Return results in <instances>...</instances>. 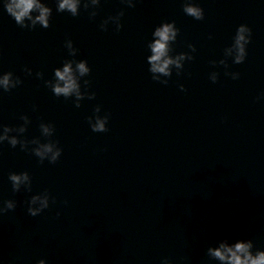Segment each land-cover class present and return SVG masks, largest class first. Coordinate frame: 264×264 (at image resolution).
Here are the masks:
<instances>
[{"label": "water", "instance_id": "1", "mask_svg": "<svg viewBox=\"0 0 264 264\" xmlns=\"http://www.w3.org/2000/svg\"><path fill=\"white\" fill-rule=\"evenodd\" d=\"M200 4L194 20L174 1L173 49L191 42L193 59L166 85L144 63L63 264H208L222 237L264 248V0ZM241 22L251 40L242 63L229 59L233 80L209 61Z\"/></svg>", "mask_w": 264, "mask_h": 264}, {"label": "clouds", "instance_id": "2", "mask_svg": "<svg viewBox=\"0 0 264 264\" xmlns=\"http://www.w3.org/2000/svg\"><path fill=\"white\" fill-rule=\"evenodd\" d=\"M52 2L56 12H66L75 17L79 15L81 9H86L88 18L93 20L103 0H52ZM135 2L136 0H119L121 5L129 8L133 7ZM180 7L185 15L194 20H201L204 17L200 0H180ZM0 8L12 18L15 24L28 29H32L36 25L47 28L52 14L49 0H0ZM123 14L124 8L121 7L114 13L101 18L97 27L104 31L111 25L114 31H119ZM178 33L179 28L173 20H161L152 27L150 38L144 44L146 70L150 74L151 80L162 85L168 83V78L173 73L179 76L185 62L191 61L193 53L196 51L191 42L185 45L187 51H174L173 44ZM250 40L251 28L249 25L244 22L236 24L230 43L222 49V54L217 59L210 60L209 63L222 66L225 76L233 80L237 79L239 73L229 70V59L233 65L242 63L247 55V46ZM63 46L67 50L68 58L63 59L58 66L52 67L51 78L44 79L43 84L50 89L54 96L65 99L71 97L72 104L78 108L82 99L92 100L96 95L94 90H89L90 67L85 59H76L78 50L73 46L70 38H65ZM23 71L27 75L33 74L29 67H24ZM41 75L40 71L35 72L37 78H40ZM217 76L218 73L215 69L208 73V79L212 82L217 80ZM20 83V77L12 71L0 69V94L8 92ZM177 87L181 90L184 89L182 83H178ZM262 97H264V91L259 92L254 99ZM85 119L92 132L107 131L109 114L106 111L101 112L100 104H94L91 115L86 116ZM18 120L19 123L14 125L0 122V145L4 142H7L10 147L19 145L20 150L30 152L35 156L38 163L45 160L49 164L55 163L60 157L61 147L53 138V123L41 120L38 123L39 136L25 138L23 133L30 123L29 117L20 113ZM7 180L10 182L13 193L21 190L31 193L27 197L25 209L30 216L38 215L55 201V197L50 195L47 188L32 192V179L26 170L9 171ZM15 206V199L0 198V215L14 209ZM57 214L59 213L57 212ZM204 251L208 258V264H264V248H254L253 240L247 237L218 238L214 242L208 243ZM0 264H3L2 259H0ZM34 264H46V261L44 258H39L35 260ZM159 264H172V260L167 256H162Z\"/></svg>", "mask_w": 264, "mask_h": 264}]
</instances>
